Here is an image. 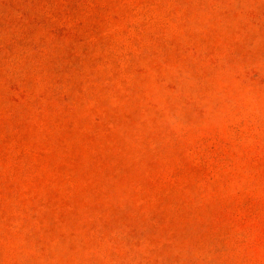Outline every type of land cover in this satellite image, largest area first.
I'll use <instances>...</instances> for the list:
<instances>
[{"label":"rangeland","instance_id":"obj_1","mask_svg":"<svg viewBox=\"0 0 264 264\" xmlns=\"http://www.w3.org/2000/svg\"><path fill=\"white\" fill-rule=\"evenodd\" d=\"M0 264H264V0H0Z\"/></svg>","mask_w":264,"mask_h":264}]
</instances>
